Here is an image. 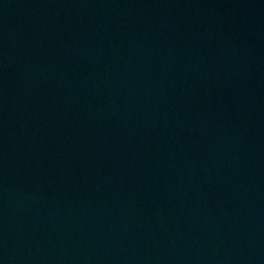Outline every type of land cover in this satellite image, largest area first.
Masks as SVG:
<instances>
[{
  "label": "water",
  "instance_id": "1",
  "mask_svg": "<svg viewBox=\"0 0 264 264\" xmlns=\"http://www.w3.org/2000/svg\"><path fill=\"white\" fill-rule=\"evenodd\" d=\"M0 264H264V0H0Z\"/></svg>",
  "mask_w": 264,
  "mask_h": 264
}]
</instances>
